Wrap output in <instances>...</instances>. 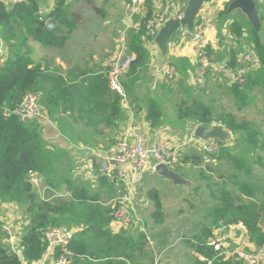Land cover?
I'll return each instance as SVG.
<instances>
[{
  "label": "trees",
  "instance_id": "1",
  "mask_svg": "<svg viewBox=\"0 0 264 264\" xmlns=\"http://www.w3.org/2000/svg\"><path fill=\"white\" fill-rule=\"evenodd\" d=\"M39 1L26 0L9 8V2L0 0V35L7 48L5 62L0 65V202L19 204L29 220L21 237L20 254L6 246L4 233L0 230V264H32L43 258L48 247L44 233L51 227L77 229L68 245L72 251L70 262L73 264H124L126 261L141 264L142 260L147 264H157L153 252L147 250L150 243L144 232L132 234L127 230L115 231L109 227L113 219L112 209L103 205V201L118 194L115 183L102 181L98 192L95 186L91 187L75 179L70 155L66 157L64 148L54 150L45 144L41 121L37 118L23 121L15 114L18 105L29 94L39 95L40 106L47 109L52 118L60 106L74 105L76 94L80 101H83V95H88L94 105L92 112H102V119L106 124L118 119L123 112L121 96L110 89L106 73L88 75V72H82V81L75 78L74 82L67 83L61 75L44 71L41 60H37L42 57H35L34 45L44 47L45 50L63 49L80 24L81 16L68 10L65 0H58L46 19H41ZM51 17H55L66 28V35L58 36L44 30L46 20ZM261 21L264 25L262 17ZM217 25L220 29L229 28L239 37L246 34L260 60V67L246 76L242 88L238 84L229 87L230 95L243 100L248 97L251 89L258 88L264 92V43H261L248 19L245 22L238 21L233 13H228L227 4L217 14ZM142 34L139 31L130 34L128 38L130 50L137 56L125 76L126 79H133L132 82L135 77H141L136 74L148 69L150 55ZM238 50L229 52L227 64L230 68L234 69L238 65ZM209 51L211 54L210 49ZM126 79L123 78V83L128 95L130 83ZM246 104L249 105H244ZM146 109V119L149 122L155 124L161 120L162 113L155 100L148 103ZM85 115L92 118L88 112ZM69 116L74 121V116ZM177 117L181 120L190 119L204 126L221 123L232 133L229 140H232L230 142L233 146L238 147L236 156L231 155L226 142H221L216 155L205 154L201 150L204 157L217 160L228 158L241 174L250 172L252 167L249 159L252 153H256L253 161L260 163L264 173V156L258 152L261 134L248 119L238 117L222 106L215 112L205 101L196 97L191 98L189 103L182 100L178 104ZM98 123L92 125L94 132ZM63 127L70 139L83 138L81 132L76 131L72 125L63 122ZM262 144L264 150V143ZM190 161L193 164L203 162L198 155H185L180 162ZM202 171L200 179L207 181L205 186L209 190V197L218 205L208 207V213L215 215V219H212L209 226L202 225L203 236L198 237L194 247L205 260L196 256L195 264H243L234 259L219 257L214 248L205 242L213 236L216 225L223 219L226 224L242 222L251 241L259 246L263 245L264 185L253 186L250 177L239 179L236 174L231 176V180L226 175H220V182H215L214 176H206L205 169ZM31 174L45 177L46 182L42 187L34 186ZM258 182H263V178L258 179ZM199 186L202 185H195L193 188L198 190ZM67 187L70 193L63 195ZM238 190L246 199L237 193ZM147 196L156 207L154 215L160 217L162 202L158 190L150 189Z\"/></svg>",
  "mask_w": 264,
  "mask_h": 264
},
{
  "label": "crops",
  "instance_id": "2",
  "mask_svg": "<svg viewBox=\"0 0 264 264\" xmlns=\"http://www.w3.org/2000/svg\"><path fill=\"white\" fill-rule=\"evenodd\" d=\"M3 1L9 2L10 4V0ZM57 1L58 0H55L53 2L39 1L41 6L40 17L46 19L49 11L53 9ZM65 1V6L68 10H70L71 12H75L81 16L80 24L77 26L63 49L45 50L44 47L34 45L35 57H42L37 60H41L42 66L46 73L61 75L64 80L67 81V83L74 82L73 79L75 78L77 79V81H82L84 77V75L81 74L82 72H88V75H96L99 73L105 74L107 70L108 59L114 52L110 50V48L113 40L115 39V33L113 32L110 37L107 34L101 36L99 38V43H96L94 35H91L93 36V38L88 39V41L76 43L74 41V37L80 32V30H82L84 20L86 19L85 15L77 9L85 5L89 6L91 9L90 13L94 16L96 15L100 17L103 26L108 29L109 25L105 24L107 22H110L113 18L109 16V12L105 8V5H114L116 0ZM147 1L148 2H146L143 8L140 9L138 13H136V20L139 19L140 21H143L146 15H149L154 11H161L167 6L172 5L169 0ZM215 2H217L218 5H221L222 1L211 0L209 3L205 4L201 10V12H203L202 14H204L206 19L208 20V29L206 32V36L208 38V48L211 50L212 54V63L205 74H203L202 72L199 57L196 54L195 46L192 40L189 38L181 40L180 33L177 32L171 39L169 47L166 51L159 49L155 42L154 44H145V48L148 50L150 55V59L147 64L148 69L140 72L138 75L136 74V76L140 77L144 75L143 77H145L147 75H150L151 80H149L144 85L145 88H151L152 92H145L143 97H139L137 93L138 88L137 86H135V91H132L127 95V106H125L121 101L123 112L121 116L118 119L114 120L112 123L106 124V122L102 119V112L100 114L95 113V111L92 112V108H94V105L91 103L90 97L88 95H83V101H80L78 94L74 96V99L76 100V103L74 105L60 106L58 112L63 116V122H68L67 125H72L76 129V131L81 132L83 138L78 140L70 139L68 137V134L63 129L65 128V126L63 127V123L59 124L56 121L51 120L47 113L46 117L38 119L39 121H41L42 133L47 147H55V149L64 148L66 157L68 156V154L70 155L71 162L74 166L73 176L75 179L79 178L78 180L87 183V185L91 187L95 186L98 192V186L102 183V181L109 183L104 178L98 177L99 175L97 174V169L107 156L114 153L116 144L120 136L129 124L131 115L133 116L137 131H139V133L147 138L148 143H153L159 140H166L173 145L177 144L178 142L181 143L190 139L193 136L192 129L190 130L189 128H187L186 131L183 132L180 130V128H171L163 124L165 123V114L164 110L162 109V100L159 95H162L164 97H171L172 94L175 95V92H171L170 90H168L169 87L174 91H179L178 95H180L181 98L180 102L182 100H184L185 102H189L193 97L200 98L198 97L199 93L196 89H198V85L203 82L202 85L207 88V91L205 93L210 99L208 101H205L203 97L200 99L205 101L212 108H218L222 104L223 100L232 98L229 92V87L237 84L234 76L238 65H236V68L233 69L228 66L227 62L228 58L230 57L229 52L235 49H239L236 53V56L238 57L241 54V47L226 35L225 30L229 28L224 27L223 29H220L217 27V14H215L214 10L217 7L213 4ZM119 5V7H121V10L123 9L120 14V21L121 26L124 28L129 20V16L132 13L131 0H122ZM185 6V0H175L174 4L172 5L174 10L181 11L185 9ZM9 8H11V5H9ZM114 19L116 20L117 18ZM123 28H121V30ZM134 33L137 32L135 30H131L128 34V38L130 34ZM119 36L117 37L119 38ZM71 41H74L75 43L72 48H69L68 46ZM118 43L119 42L117 40L115 48L118 46ZM215 53L217 54L216 56ZM166 59L168 60L166 61ZM164 64H170L176 68L177 76L173 80H167L164 76H162L161 67H163ZM166 83H168V85ZM191 88H193L194 90V93H192L194 94V96L190 95L191 97H187L182 94V89L188 91L191 90ZM132 95L135 96L136 104H138V113L135 108V103L133 102ZM153 100L157 102L159 111L162 113L161 120H159L155 124H152L146 119L147 105ZM179 103H177L176 105L175 102L174 104V106L176 105V111ZM87 112L91 114L92 118L86 117L85 114ZM68 115H73L74 121H72V119ZM137 119H139V122L141 121L140 125L136 123ZM177 120L181 121L182 123L184 122V120H181L178 117ZM96 122L99 123L97 125L96 132H94L92 130V125ZM188 147H190V145L186 146L183 152L185 150H189ZM147 174L152 175L155 173L146 172L145 177ZM31 180L34 181V186L38 188L42 187V185L46 182L45 177L42 175L40 176V174H31ZM105 188L106 186L103 189ZM63 192V195H67L70 193L68 187ZM138 193L139 191H137L138 199L136 203L143 200L140 193L139 195ZM112 198L113 197L108 198L103 202V204L106 206V203H108ZM0 205L4 208L5 211L0 215V224H8V229L10 230V232L14 231L13 234H5L4 230H6V228H3L2 232L4 233V243L6 244V246H8L9 249L14 251L18 247H20L21 237L24 233L25 228L29 225V220L25 216V213L19 204L12 202H0ZM74 230L75 232L77 231L76 228H74ZM239 234L240 233H238V235ZM234 237L237 238V233L231 235V246L237 247L233 243ZM57 248L58 254H56ZM59 254L60 247L56 245L51 250H49L48 257H43L37 261H34L32 264H51L58 258ZM25 264L27 263L25 262ZM69 264L73 263L69 262Z\"/></svg>",
  "mask_w": 264,
  "mask_h": 264
},
{
  "label": "rangeland",
  "instance_id": "3",
  "mask_svg": "<svg viewBox=\"0 0 264 264\" xmlns=\"http://www.w3.org/2000/svg\"><path fill=\"white\" fill-rule=\"evenodd\" d=\"M121 1L122 0H116L114 5L117 6H114L112 4L105 5V8L109 12V16L113 18L110 22H107L105 24V25H109L108 29L103 26L100 17L96 15L94 16L90 13L91 9L89 6L85 5L83 7H79L77 10L82 12L85 15L86 19L84 20V25L82 30H80V32L74 37V41L76 43L82 41H88V39L93 38V36L91 35H94L96 39V43H99L100 42L99 38L101 36L107 34L110 37L114 32L115 39L111 44L110 50L115 52L120 46L121 34L124 29L121 26V21H120V14L123 10V9L121 10V7H119ZM221 1H222L221 5H218L217 2L213 3L217 7L214 9L215 14H218V11L223 10L227 4L229 6V4L233 0H221ZM185 2L187 5L188 0H185ZM231 13H233V17L238 19V21L245 22V20L247 19L246 15L241 10L236 9L233 10ZM114 18L117 19L115 20ZM227 24L229 23L227 22ZM246 27L249 28L248 26ZM121 28L123 29L121 30ZM246 33L249 35L248 30L246 31ZM117 36H119V38ZM117 40L119 43L118 46L115 48ZM74 41L70 42L68 46L69 48L70 47L72 48L74 46L75 43ZM167 60L168 59H166V61ZM125 75L126 73L124 74L123 77L124 79H125ZM143 76L144 75H142L141 78L135 77L134 82H132L133 79H126L127 82L130 83V91H129L130 93L132 91H135L136 89L135 86H137L138 88L137 93L139 97H143L145 92L148 93L152 92L151 88H145L144 85L149 80H151L150 75H147L145 77ZM166 84L168 85V83ZM202 84L203 82H201L198 85L199 88L196 89L199 93L198 97L200 98L203 97L205 101H208L210 98L205 93L207 91V88L204 87V85ZM168 90H170L171 92H175L176 94L175 95L172 94L171 97H164L162 95H159V97L162 100V109L164 110V114H165V119H164L165 123L163 124L171 128H180V130L183 132H185L187 128H189L190 130L192 129L194 131V127H196L195 125L196 123L193 122L192 120L185 119L183 123L177 120V111L175 110L176 108L175 106L181 100L180 95H178L179 91L178 90L174 91L170 87L168 88ZM193 91H194L193 88H191V90L188 91L182 89V94L187 97L188 94L194 96V94H192L194 93ZM212 95H213V89H212ZM263 95L264 92L261 89L254 88L253 90L251 89V91L248 93L247 98L243 100H238L234 96H231L232 98H227L223 100L220 106L225 107L227 110L238 115V117L248 119L249 121L254 123L257 130L261 134L259 136L260 145H258L259 147L258 152L262 153V155L264 156V150L262 149V145H263L262 143H264V96ZM132 98L138 113L139 109H138V104H136L135 101V96L132 95ZM175 102L176 105L174 106ZM245 103H249V105L247 104L244 105ZM219 107L213 108L214 111L217 112ZM46 112L47 115L51 118V120L56 121L59 124L63 123V116L58 111L55 112L54 118L51 117L47 109ZM136 123L140 125L141 121L139 122V119H137ZM67 124L68 122H66V125ZM190 139L192 140L188 144ZM190 139H188L185 142H181V143H187L188 146L190 145V147H188L189 150H185L183 154H181L180 160L182 161L185 155H190V156L198 155L202 157L203 162L200 161L199 163L196 164H193L192 161L188 163L180 162V166L176 169V171L180 175H183V177L190 179L192 182L195 183V185H202V186H199V189L195 190L194 188H191L189 186H177V185L175 186L169 179L160 176L157 173L152 175L147 174L146 177L144 175L143 178L137 183V191H139L143 200L137 203L134 211L129 210V214H128L129 222L126 223L121 229H119V230H127L129 233L132 234L144 232L147 235V238L150 243V246L147 247V250L153 252L154 254L153 257L156 260L157 264H195L196 256H198L199 259L202 261L205 260V258H203L202 255L196 252L194 244L195 241L199 240L198 238L199 236H203L202 225L209 226L212 219H215V215L213 214L210 215V213H208L209 210L208 207L216 206L218 204L216 201H214L209 197V190L205 186L207 181L200 179L201 172H203L202 171L203 169H205L206 176H211V177L214 176L215 182H220L218 178L220 175H226V177L229 180H231L230 179L231 176L234 177V174H236L239 175V179L250 177L251 178L250 181L253 186L264 185V173L261 170L260 163L257 161L256 162L253 161L256 158V153L254 154L252 153L251 158L249 159V163L252 167L250 172L240 174L239 172H237L238 170L236 166L228 158L227 159L223 158L222 160L213 159L212 157H206V159L203 158L204 157L203 152H201V150L197 148L198 147L197 142L194 140V138H190ZM230 141L232 140L227 139L226 141L223 142H226V145L229 147V152L231 153V155L236 156L238 154V147L233 146V143H231ZM53 148L55 150V147ZM213 154L216 155L217 152ZM262 178H263V182H258V179H262ZM114 186L115 189H118V194L116 195L113 194L111 196L113 198L108 203H110L120 194L119 186L118 185H114ZM152 188L158 190L162 202V210L160 213L161 215L160 217L158 215L157 216L154 215L156 213V207L154 203L147 196L149 190ZM237 193L239 195L241 194L239 193V190ZM245 197L246 196L243 195L244 199H246ZM137 199L138 197L135 198L136 201ZM108 203H106V206L110 208L112 207L113 210H116V208L119 206L118 202H114L111 205ZM156 218L160 220V222H158ZM222 222L225 221L221 219L219 221V224L216 225L217 229L222 225ZM111 223H114V216H113V221H111ZM0 230L1 231L3 230L2 223L0 224ZM119 230H115V231H119ZM4 231L5 234H9V231L7 229ZM247 232H248L247 228L243 224V228L236 232L237 238L235 237L233 238V243L235 246L244 247L247 249H252L254 248V246H259L255 244L253 241H251ZM11 233L13 234L14 231H11ZM238 233L240 234L238 235ZM140 263L147 264L145 260H142ZM124 264H135V263H133L132 261L131 262L126 261Z\"/></svg>",
  "mask_w": 264,
  "mask_h": 264
},
{
  "label": "built area",
  "instance_id": "4",
  "mask_svg": "<svg viewBox=\"0 0 264 264\" xmlns=\"http://www.w3.org/2000/svg\"><path fill=\"white\" fill-rule=\"evenodd\" d=\"M22 1L26 0H10L9 5H14ZM40 1L53 2L55 0ZM169 1L173 5L175 0ZM254 1L258 5L259 15L263 18L264 23V0ZM146 2L147 0H131L132 13L122 31L120 46L110 55L107 62L106 76L110 88L121 96L122 103L125 106L128 104V97L123 83V76L135 63L137 58L136 54L130 50L128 43L129 32L131 30H135L136 32L141 31L143 33L142 38L144 45L154 44L160 27L169 19L181 18L185 10H174L172 5H169L161 11H154L146 15L143 21L139 19L136 20V13L143 8ZM202 13L203 12L199 13L197 16L192 30L182 28L178 32L180 33L181 40L185 38L192 40L196 54L199 57L202 72L205 74L212 63V56L208 48L209 44L206 36L208 20ZM225 33L241 47V54L236 60L238 67L234 78L237 84L242 87L245 85L246 76L251 73L252 70H257L260 67V60L253 50L252 43L247 38L246 34L239 37L230 29H226ZM6 55V45L2 41L0 35V65L5 62ZM161 74L167 80H173L177 76V70L173 65L164 64L163 67H161ZM16 111L22 113V115L26 117L37 119L46 117L47 113L46 110L40 106L39 95L35 94H29L22 104L18 105ZM213 125H221L228 130L221 123ZM191 138H194L198 144V149L202 150L204 153L213 154L218 152L221 148V141L219 140H201L195 137L194 134ZM191 140L192 139L189 140L188 144ZM188 144L178 142L172 145L166 140L148 143L147 138L137 131L133 116L131 115L129 124L120 136L114 153L107 156L97 169L98 177L104 178L110 183H115V185L121 187L119 196L108 203L110 205L114 202L119 203L116 210H113L111 207V215L114 216V223L110 224L111 229L119 230L129 222V210L134 211L137 205L135 200L137 197V183L143 178L145 173H156V166L158 164H165L176 171L180 166V156L183 154V150ZM206 157L207 156L204 158ZM112 161L119 162V165L113 164ZM8 226V224L2 223V227H5L9 233H11ZM242 228V222L233 224L222 222V225L218 229H214V231L217 230L215 234L213 231L212 238L206 240L205 243L213 247L217 255L224 259H234L243 264H264V245L254 246L252 249L231 246V235L236 234V232ZM44 235L48 241V247L44 257H48L49 250L58 245L60 247V254L51 264H69L70 258L72 257V251L68 246L72 236L71 231L51 227L45 231ZM14 251L20 254L21 249L18 247Z\"/></svg>",
  "mask_w": 264,
  "mask_h": 264
},
{
  "label": "water",
  "instance_id": "5",
  "mask_svg": "<svg viewBox=\"0 0 264 264\" xmlns=\"http://www.w3.org/2000/svg\"><path fill=\"white\" fill-rule=\"evenodd\" d=\"M209 1L210 0H188L181 18L167 20L160 27L158 35L155 38V43L159 49L166 51L172 37L182 28L192 30L201 9ZM236 9L241 10L246 15L259 40L261 43H264V26L259 15L257 3L254 0H233L228 6V13H231ZM44 30L58 36H64L67 34L66 28L61 26L55 17L46 20ZM15 114L23 121L30 119L18 111H15ZM193 134L201 140L216 139L223 142L232 138V134L221 125L204 126L198 124L194 127ZM112 163L119 165V162L117 161H112ZM156 173L169 179L175 186H189L191 188L195 186V183L190 179L183 177L177 171L169 168L165 164H158L156 166ZM4 212V208L0 206V215ZM74 232V229L71 230V235Z\"/></svg>",
  "mask_w": 264,
  "mask_h": 264
}]
</instances>
